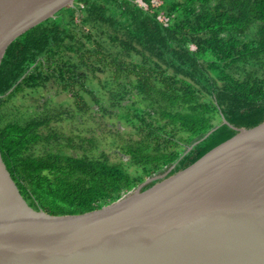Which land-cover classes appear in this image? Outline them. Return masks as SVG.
I'll use <instances>...</instances> for the list:
<instances>
[{
  "label": "trees",
  "instance_id": "16d2710c",
  "mask_svg": "<svg viewBox=\"0 0 264 264\" xmlns=\"http://www.w3.org/2000/svg\"><path fill=\"white\" fill-rule=\"evenodd\" d=\"M55 85L74 110L50 108ZM27 96L11 117L10 101ZM87 113L106 121L119 161L66 150L73 138L52 123ZM223 117L264 122V0H76L0 60L3 160L29 205L52 215L100 209L193 165L238 133Z\"/></svg>",
  "mask_w": 264,
  "mask_h": 264
},
{
  "label": "water",
  "instance_id": "95a60500",
  "mask_svg": "<svg viewBox=\"0 0 264 264\" xmlns=\"http://www.w3.org/2000/svg\"><path fill=\"white\" fill-rule=\"evenodd\" d=\"M75 1L0 0V60L14 40ZM222 124L238 133L193 165L151 176L83 214L30 206L0 151V264H264V122Z\"/></svg>",
  "mask_w": 264,
  "mask_h": 264
},
{
  "label": "rangeland",
  "instance_id": "374dc122",
  "mask_svg": "<svg viewBox=\"0 0 264 264\" xmlns=\"http://www.w3.org/2000/svg\"><path fill=\"white\" fill-rule=\"evenodd\" d=\"M44 92V95L51 100L50 108L54 109L64 106V108L74 110L72 95L69 92L62 91L60 86L55 85L50 90ZM101 93L103 96L108 97L107 90H103ZM31 99L29 96L12 99L8 106L11 117L21 116L22 113L26 112ZM38 99L42 100L40 96H38ZM60 103L64 105L60 106ZM92 106L96 107L95 105ZM52 126L63 132L67 137L73 138V147L66 148L69 153L80 155L86 153L97 157H101L106 153V156L112 162L119 161L118 154L112 150V131H109L106 121L103 122L100 118L94 117L93 113H87L81 118L78 117V120L65 119L53 122ZM79 136L84 138V141ZM128 137L129 135L126 134L125 138ZM90 140H93V142H90Z\"/></svg>",
  "mask_w": 264,
  "mask_h": 264
},
{
  "label": "flooded vegetation",
  "instance_id": "af4514ba",
  "mask_svg": "<svg viewBox=\"0 0 264 264\" xmlns=\"http://www.w3.org/2000/svg\"><path fill=\"white\" fill-rule=\"evenodd\" d=\"M175 174V173H174ZM158 181H160V180H158Z\"/></svg>",
  "mask_w": 264,
  "mask_h": 264
}]
</instances>
